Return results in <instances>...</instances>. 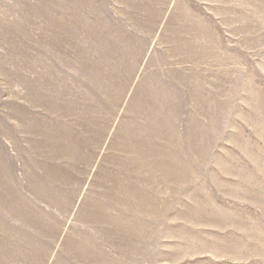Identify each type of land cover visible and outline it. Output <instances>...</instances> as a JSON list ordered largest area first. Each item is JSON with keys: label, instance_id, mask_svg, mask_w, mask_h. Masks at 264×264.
I'll return each instance as SVG.
<instances>
[{"label": "rangeland", "instance_id": "rangeland-1", "mask_svg": "<svg viewBox=\"0 0 264 264\" xmlns=\"http://www.w3.org/2000/svg\"><path fill=\"white\" fill-rule=\"evenodd\" d=\"M0 264H264V0H0Z\"/></svg>", "mask_w": 264, "mask_h": 264}]
</instances>
